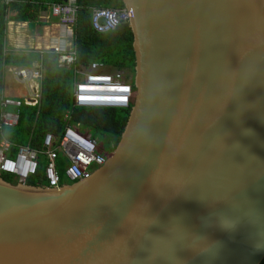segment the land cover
<instances>
[{
    "label": "water",
    "instance_id": "1",
    "mask_svg": "<svg viewBox=\"0 0 264 264\" xmlns=\"http://www.w3.org/2000/svg\"><path fill=\"white\" fill-rule=\"evenodd\" d=\"M135 100L107 162L0 178V264H261L264 0H122Z\"/></svg>",
    "mask_w": 264,
    "mask_h": 264
},
{
    "label": "trees",
    "instance_id": "2",
    "mask_svg": "<svg viewBox=\"0 0 264 264\" xmlns=\"http://www.w3.org/2000/svg\"><path fill=\"white\" fill-rule=\"evenodd\" d=\"M64 0H14L6 4L0 0V110L5 93V75L7 68H31L42 63L41 101L36 107L22 105L20 121L16 127H4L0 131L2 139L14 146L10 155L17 152L21 145L30 144L37 151H42L44 137L51 133L56 140L62 137L66 127L64 120L67 112L72 115V122L81 125V131H92L96 135L106 136L105 148L112 153L126 128L131 108H79L74 106L75 67L88 68L93 62L105 64L113 70H126L130 75L135 72L134 36L128 25L122 24L115 31L101 34L91 24V9L124 8L122 0H77L80 10L75 28L74 47L77 52L76 66L60 67L58 54L41 53L37 50L6 48L8 22L36 24L39 14L46 10L47 4L63 3ZM16 22V23H15ZM10 23V24H12ZM40 45V44H38ZM13 111V110H12ZM40 167L37 176L27 185L47 186L43 180L46 162L39 157ZM58 166L63 175L66 161L60 156ZM5 182L17 184L14 176L0 173ZM65 178H62V181ZM261 264H264V260Z\"/></svg>",
    "mask_w": 264,
    "mask_h": 264
},
{
    "label": "built area",
    "instance_id": "3",
    "mask_svg": "<svg viewBox=\"0 0 264 264\" xmlns=\"http://www.w3.org/2000/svg\"><path fill=\"white\" fill-rule=\"evenodd\" d=\"M6 4L14 0H3ZM47 9L39 14L37 23L51 24L52 19L67 30L71 37L69 49L63 50L58 44H52L44 52L58 54L60 67L76 66L77 52L74 47L75 28L78 24L80 6L77 0H64L63 3L47 4ZM133 10L127 8L91 9V24L93 29L101 34L115 31L120 25L129 23L133 18ZM12 22H8V26ZM8 29V28H7ZM6 48L7 44L6 37ZM111 69V68H110ZM8 70V68H7ZM17 84L23 85L28 96L16 99L5 96L1 101L0 131L4 127H16L20 121L19 109L22 105L36 107L41 101L42 63L38 62L31 68H11ZM76 82L74 84V106L79 108H119L128 109L134 103L135 89L132 80L127 81L122 71L108 72V66L93 62L88 68L75 67ZM11 108H13L11 110ZM62 137L56 140L51 133L43 140L42 151H37L30 144L21 145L17 152L10 155L13 144L2 139L0 142V173L14 176L18 182H27L37 176L43 156L46 165L43 170V180L46 187L59 189L62 181L58 159L62 156L66 161L63 175L69 184L89 179L102 167L110 157V152L103 149V143L92 136L89 131H81L79 123H73L72 115L67 112Z\"/></svg>",
    "mask_w": 264,
    "mask_h": 264
},
{
    "label": "crops",
    "instance_id": "4",
    "mask_svg": "<svg viewBox=\"0 0 264 264\" xmlns=\"http://www.w3.org/2000/svg\"><path fill=\"white\" fill-rule=\"evenodd\" d=\"M56 20V19H54ZM54 20L52 19V23L51 24H41V23H36L34 24V28L33 29H37L40 26H43V35H38V32H35V37H32L31 35L28 34L29 32H34L33 30L30 29V24L29 23H18L20 25L17 24H10L9 25V29H10V34L7 37V44L9 46V48H14V49H26V50H37V51H42V50H46L47 48H49L52 44H58L59 46L62 47L63 50L69 49L70 45H71V36L69 34H67V30L61 26H59L56 22V24L54 22ZM16 23V22H15ZM24 36V40H20L18 36ZM42 38L43 41H39ZM20 42V43H18ZM20 44V45H18ZM25 44H28L29 47H26ZM40 44V45H38ZM18 46V47H17ZM8 74L13 75V71H11V68H8L7 70ZM14 83L17 86H20L22 88V93H19L18 95H11L9 93L10 91V87L9 88H5V96H9L12 98H16V99H23L25 97L28 96L27 91L25 89V87L23 85L17 84L15 82L14 76H12ZM13 108H11L12 110ZM97 139V138H96Z\"/></svg>",
    "mask_w": 264,
    "mask_h": 264
},
{
    "label": "rangeland",
    "instance_id": "5",
    "mask_svg": "<svg viewBox=\"0 0 264 264\" xmlns=\"http://www.w3.org/2000/svg\"><path fill=\"white\" fill-rule=\"evenodd\" d=\"M56 22H57V20H54V22H53V24L55 23L56 24ZM42 27L43 26H40L39 28H37V29H33L34 28V25L33 24H31L30 25V29L31 30H33L34 32L32 33V32H29L28 31V34L29 35H31L32 37H35V32H38L37 34L39 35H43V29H42ZM10 34V29H9V26H8V29H7V36ZM19 37V39L20 40H24V36H22L21 37V35L20 36H18ZM36 38V37H35ZM39 41H43L42 40V38L39 40ZM8 42V41H7ZM18 43H20V42H18ZM21 44V43H20ZM20 44H18V45H20ZM25 46L26 47H29V45L28 44H25ZM18 47V46H17ZM24 50H26V49H24ZM108 72L109 73H111V72H115V70H113V69H110L109 67H108ZM122 72L124 73V76H125V79L127 80V81H130V80H132V82H133V75H130V73H128L126 70H122ZM13 75H11V74H8V72H6V75H5V79H4V82H5V88H9L10 87V91H9V93L13 96V95H18L19 93H22V88L20 87V86H17L15 83H14V81H13V77H12ZM133 100H135V96H134V99ZM90 133L93 135V132L92 131H90ZM96 137H97V140L99 141V142H101V143H104L105 144V141H106V139H107V137L106 136H100V135H96ZM15 178V177H14ZM62 178H65V177H62ZM16 179V178H15ZM76 183V182H75ZM64 184H69L68 183V181L66 180V179H63V181H61V185H64Z\"/></svg>",
    "mask_w": 264,
    "mask_h": 264
},
{
    "label": "flooded vegetation",
    "instance_id": "6",
    "mask_svg": "<svg viewBox=\"0 0 264 264\" xmlns=\"http://www.w3.org/2000/svg\"><path fill=\"white\" fill-rule=\"evenodd\" d=\"M135 72L133 74V78H134ZM103 149L107 152V149L105 148V144L103 143Z\"/></svg>",
    "mask_w": 264,
    "mask_h": 264
}]
</instances>
